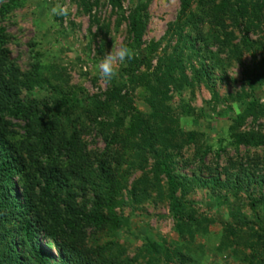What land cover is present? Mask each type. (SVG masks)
Masks as SVG:
<instances>
[{"label":"trees","instance_id":"obj_1","mask_svg":"<svg viewBox=\"0 0 264 264\" xmlns=\"http://www.w3.org/2000/svg\"><path fill=\"white\" fill-rule=\"evenodd\" d=\"M95 1L99 2V0ZM191 1L181 0L176 23L168 28L164 37L147 43L143 40L146 5L142 0L134 2L122 45L132 48L135 56L126 67L119 70L118 76L110 84L109 90L104 93L102 99L97 96L87 99V108H84L83 113L85 120L99 128L107 148L114 144L120 147L117 152L120 155L116 159H104L102 163L100 161L89 163L81 155L80 150L84 144L79 136L87 126L78 117L73 119L74 123L70 125L72 130H67L66 122L74 118L77 101L73 96L57 90L49 82L56 77H62V74L57 73L56 67L53 68L56 77L50 75L51 67L45 70L40 68L42 55L39 47L42 42L37 39L28 43L27 53L32 61L27 69L21 68L15 59H10L11 51L4 24L7 20L10 21L13 11L22 8V5L17 0H8V3L2 6L0 9V264H56L53 255L41 243L43 240L45 243H53L60 257V264H128V261H132L120 252L123 246L118 245L117 242L100 241L104 237H112L119 229L129 224L128 220L115 211L118 206L120 207L116 198L124 188L121 185L125 175L123 164H126L123 153L127 156L128 151H133V156L144 162L150 157L158 160L160 173L166 181V197L170 201L169 213L173 221V232L176 234V239L166 242L167 245L165 242L156 243L151 237L146 236L144 241L146 244L137 251L136 256L145 261V264H204L207 248L198 243L199 239L200 241L205 239L204 226L195 211H188V202L183 201L185 194L181 193L180 197H175L179 185L172 174V158L169 159L167 155L174 146L183 148L186 144L195 147L198 142L202 143V138L198 133H183L175 118L168 119L163 116L160 124L163 123L164 127L152 131L148 128L139 145L141 151L133 149L135 145L131 142L132 138H135L142 128L141 115L135 112L133 107L123 104L127 100V95H122V92L128 94V90H125L127 81L132 87L131 91L145 84L151 117L156 118L160 116L163 106V103L160 105L158 103L162 96L160 93L166 92L167 86L171 83V71H176L178 68L181 74L184 72L183 63H186V66L192 61L199 63L200 69L197 72H202L201 77L204 76L206 82H210L214 80L213 68L217 69L222 60L219 62V56L209 50L223 52L224 55L226 54L225 58H237L241 51L248 48L254 47L253 50L255 48L257 50L260 45L261 49L263 48L264 43L255 44L248 39L249 35L264 31V9L261 6L251 12L245 11V14H236L233 11L235 5L229 0H198L197 12L191 13L189 11ZM104 2L114 10L122 8L123 0H104ZM80 3L83 13L90 16L92 6L87 0H80ZM238 9L240 7L235 10ZM57 19L59 21L61 17ZM102 23L92 17L90 24H93L96 35L92 37L88 34L89 39L93 40L98 36L101 39L109 34V24ZM235 24L243 27L244 35L237 43L232 34L226 33L227 26ZM119 27L120 21H117L114 31L118 32ZM38 28L43 27L39 25ZM170 34H175L177 37L174 47L164 44ZM92 46L93 43L88 45L89 50ZM95 48L98 54L103 49L97 45ZM260 56L262 59H259L256 65L258 73L255 76L264 78V53ZM154 60L153 75L142 73L143 67L150 69ZM124 78L126 82H123ZM186 81V76L183 75L179 84L186 85ZM46 84L48 86L46 99L44 97L36 99L31 95L35 86L41 87ZM26 94L31 97H26ZM216 96L217 93L214 92V98ZM50 100L53 101L48 103ZM48 104H52V109ZM124 108L127 109L130 118L126 129L121 128L119 119V116L125 113ZM258 110L260 108L256 103H249L237 116L235 125L252 111ZM110 116L114 119L110 126L115 129L111 134L115 135L105 132V124L100 121V118L109 119ZM13 121L17 123L14 124ZM119 131L121 134L117 137ZM231 139V145L236 148L254 150L264 148V135L250 132L234 133ZM196 150L197 153H201L199 158L201 161L211 153L219 158L225 148L219 147L214 151L207 143L201 151L199 146ZM62 152H65V158L62 157ZM22 157L27 158L31 166L33 165L30 168L38 172V177L28 182V189L25 185L19 184L21 178L19 166ZM62 159H65V163ZM48 160H51V163ZM58 160L63 167L57 166ZM255 168L264 170V159L257 162ZM241 170V172L245 171ZM221 172L217 167L210 170L209 173L214 174V177L207 182L212 183L213 188L234 190V187L240 183V178L231 180L235 175H232L233 172L228 171L227 167ZM221 174L225 175L224 182H221ZM14 178L18 179L17 185L13 184ZM245 178L248 179V175ZM255 180L261 181V178L257 177ZM204 184L206 185V182ZM62 189L66 190L68 197L65 209L60 207ZM158 195V199L163 201L160 192ZM202 222L204 223V219ZM89 231L90 234L97 236V240L90 246L86 244ZM247 236L248 239H252L249 234ZM233 237V231L228 232L224 229L218 242L212 249L209 248L210 252L220 257L225 254L229 258L231 253L234 259H237L235 256L238 255L236 248L239 243H234ZM116 241H119L118 238ZM244 245L252 252L259 247L264 249V235ZM108 257H112L110 263L106 261ZM259 264H264V260Z\"/></svg>","mask_w":264,"mask_h":264},{"label":"rangeland","instance_id":"obj_2","mask_svg":"<svg viewBox=\"0 0 264 264\" xmlns=\"http://www.w3.org/2000/svg\"><path fill=\"white\" fill-rule=\"evenodd\" d=\"M17 1L21 3L22 8L14 10L10 21L7 20L4 24L11 51L10 59H15L21 68L27 69L32 61L27 53L28 43L39 39L38 41L42 42L39 47V52L42 55L40 68L45 70L51 67L50 75L55 76L53 68L56 67L57 73L62 74V77L55 76L56 78L49 82L57 90L73 96V99L77 101L74 118H70V122H66L67 130H72L70 125L77 117L87 126L79 136L84 144L80 150L81 155L89 163L99 161L102 163L105 161L104 159H116L120 155L117 153L119 145L114 144L107 148L99 128L85 120L83 113L85 112L84 108H87V99L94 96L102 99L104 93L109 90L110 85H106L100 79L96 65L107 51L124 43L128 18L136 0H123L122 8L114 10L104 0H99V2L87 0L88 4L92 6L90 16L83 13L80 0H70L73 7L69 16L61 17L59 21L57 19L59 16L51 17L49 15L50 8L57 0ZM180 1L142 0L146 5L144 42L158 41L165 36L168 28L176 23L181 8ZM229 2L235 5L233 11L236 14H245V11L246 13L251 12L258 6L264 9V0H229ZM7 3L8 0H0V9ZM190 7L189 11L196 13L198 0H192ZM237 7L240 9L235 10ZM209 14L211 13L209 12ZM92 17L103 22L102 24L108 23L109 34L101 39L99 36L93 40L90 38L91 42L88 34L92 37L96 35L93 24H90ZM117 21H120L118 32L114 31ZM37 24L38 27L40 25L43 28H38ZM242 29L241 25L235 24L227 26L226 33L232 34L235 37V43H237L244 37ZM205 32H207V28H205ZM176 39L175 34H170L164 44L174 47ZM192 39H194L193 35ZM248 39L255 44L259 42L263 45L264 31L259 34H251ZM92 43L94 46L89 50L88 45ZM96 45L103 47L100 54L95 48ZM253 48L241 51L237 58H225L226 54L224 55L223 52L209 50L219 56L218 61L222 60L217 69L213 68L212 77L214 80L210 82H206L204 76L201 77L202 72H197L200 65L194 61L188 66L186 63L182 64L184 67L182 74L178 68L176 71H171V83L167 86L166 92L160 93L162 96L158 103L159 105L163 103V106L159 117H151L145 84L131 91L132 87L127 81L125 90H128V94L122 92V95H127V100L123 104L133 107L135 112L141 115L140 126L142 128L141 132L132 138L131 142L135 145L133 149L141 151L142 148L139 145L148 128L152 131L164 127L163 123L160 124L163 116L168 119L175 118L183 133H198L202 138V143L198 142L195 147L186 144L183 148L174 146L167 155L169 159L172 158V174L179 185L175 197H180L181 193L185 194L182 197L185 203L188 202V211H195L204 226L205 239L198 240L199 244L204 245L205 249L207 248L204 264H259L264 260L263 248L259 247L255 252H252L244 245L253 242V240L256 241L259 236L264 235V170L255 168L257 162L264 159V148L254 150L244 147L236 148L231 145V135L234 133L250 132L264 135V78L255 76L258 73L256 65H258L259 59H262L260 54L264 53V46L262 49L261 45L258 46L257 50L256 48L253 50ZM153 66H155V60L151 63L150 69L143 67L141 72L145 75H153ZM183 75L187 79L186 85L179 84ZM123 82H126V78L123 79ZM47 88V84L41 87L35 86L31 95H34L36 99H43V97L46 99ZM214 92L217 93L216 98H214ZM31 95L26 94V97H31ZM52 101L50 100L48 103ZM251 102L256 103L260 110L252 111L244 120L235 125L237 116ZM48 105L52 109V104ZM184 109L185 111H183ZM119 119L121 128L126 129L130 123L127 109L119 116ZM100 121L105 124V132L111 134L115 131L112 125L110 126L114 122L111 116L109 119L100 118ZM13 123L16 124L17 121H13ZM120 134L121 131L118 132L117 137ZM207 143L213 147L214 151L219 147L225 148V150L223 153L221 152L219 158L216 154L211 153L200 161L201 153H197L196 149L199 146L201 151ZM129 152H127V156L123 153L126 164H123L125 175L121 185L124 188L116 198L120 207L115 209L116 213L128 220L129 224L127 227L119 229L112 237H104L100 241H115L118 245L123 246L120 252L128 260L132 259V261H128V264H145V261L136 255L137 251L146 244L144 242L146 236L151 237L156 243L165 242L167 245L166 242L176 239V234L173 232V221L169 213L170 201L166 197V181L160 173L158 160L150 157L144 162L135 158L133 151V154ZM62 155L65 158V152H62ZM25 157H22L19 166V175L21 176L19 184L25 185L28 189V182L36 179L38 172L30 168L33 165L31 166L30 161ZM48 161L51 163V160ZM62 162L65 163V159H62ZM57 166L63 167L59 160ZM216 167L220 173L226 167L228 171L233 172L232 175L235 176L231 180L240 178V183L234 187V190L213 188V184L207 182L214 177V174H210L209 171ZM241 169L245 171L241 172ZM246 175H248V179L245 178ZM257 177H260L261 181H256ZM220 179L221 182H224L225 175L221 174ZM17 182L18 179L14 178L13 184L17 185ZM65 191L62 189L60 193L61 209H65L66 198H68ZM159 192L160 196L164 198L163 201L158 199ZM224 229L228 232L233 231V242L239 243L236 248L238 255L235 258L237 259H234L231 253L230 258L225 254L220 257L209 250L221 238ZM248 234L252 239H248ZM87 235L86 244L93 245L97 236L90 234V231ZM143 237L145 238L142 239ZM116 238L119 241H116ZM41 243L53 255L56 264H60V257L57 250L54 249L53 243H45V240ZM111 259L112 257H108L106 261L110 263Z\"/></svg>","mask_w":264,"mask_h":264},{"label":"clouds","instance_id":"obj_3","mask_svg":"<svg viewBox=\"0 0 264 264\" xmlns=\"http://www.w3.org/2000/svg\"><path fill=\"white\" fill-rule=\"evenodd\" d=\"M73 5L70 0H57L50 8L49 15L51 17H67L69 16ZM135 56V51L126 46L121 45L117 48L106 52L102 59L96 65L100 79L110 85L119 74L122 67H126L127 63Z\"/></svg>","mask_w":264,"mask_h":264}]
</instances>
